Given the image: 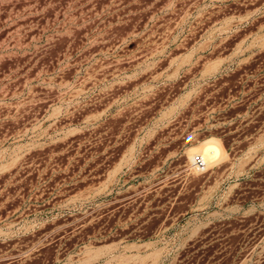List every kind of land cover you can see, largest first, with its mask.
<instances>
[{
  "label": "rangeland",
  "instance_id": "rangeland-1",
  "mask_svg": "<svg viewBox=\"0 0 264 264\" xmlns=\"http://www.w3.org/2000/svg\"><path fill=\"white\" fill-rule=\"evenodd\" d=\"M174 1L0 0V264H264L263 150L245 158V165L259 164L256 181L239 184L246 173H236L234 182L215 188V172H183L185 157L163 164L166 150L153 141L94 139L92 129L71 126V114L58 119L70 123L62 140L14 139L13 90L21 88L25 103L46 60L58 65L67 52L75 59L82 24L140 25L171 11ZM240 1L246 21L261 7L256 22L263 25L264 0ZM246 56L230 65L227 78L241 89L226 93L243 102L229 110L243 112L242 123L264 118V44ZM52 81L60 97L61 77ZM26 107L21 124L29 121ZM119 112L139 118V103ZM103 121L101 132L119 136L116 120ZM229 141L253 152V138L231 133Z\"/></svg>",
  "mask_w": 264,
  "mask_h": 264
},
{
  "label": "crops",
  "instance_id": "crops-1",
  "mask_svg": "<svg viewBox=\"0 0 264 264\" xmlns=\"http://www.w3.org/2000/svg\"><path fill=\"white\" fill-rule=\"evenodd\" d=\"M233 1L236 4L229 0H175L171 11L119 29L110 24H82L86 31L77 35L75 59L67 52L58 65L54 66L52 59L46 60L44 68L34 74L42 79L30 83L25 103L21 88L13 90L14 129L18 127L14 139L62 140L68 135L70 123H59L58 119L71 114L77 117L71 126L92 129L94 139L118 137L140 145L153 141L154 147L166 150L162 153L163 164L170 158L185 157L183 166L179 164L184 172L193 167V156L197 154L190 150L214 138L226 152L224 160L203 170L218 174L214 187L224 188L234 182L236 173H246L240 181L236 179L239 184L254 181L259 164L245 165V158L261 157L264 152V118L242 123L243 112L229 116L230 109L244 104L238 97L227 100L226 93L231 88L241 89L228 86L230 65L243 63L250 50L254 53L260 49L264 24L256 22L262 12L260 6L253 9L252 20L246 21L244 10L239 9L243 1ZM253 24L255 29L246 33ZM58 75L60 97L52 84L53 76ZM256 89L251 86L248 91ZM136 103L139 118L118 117L120 110L133 108ZM25 107L29 121L21 124ZM187 108L188 116L183 115ZM105 119L121 125L119 136L101 132ZM251 122L254 126L248 130ZM132 125L137 129L130 136ZM231 133L253 138V152L230 142ZM229 159L235 160L233 165Z\"/></svg>",
  "mask_w": 264,
  "mask_h": 264
},
{
  "label": "bare ground",
  "instance_id": "bare-ground-1",
  "mask_svg": "<svg viewBox=\"0 0 264 264\" xmlns=\"http://www.w3.org/2000/svg\"><path fill=\"white\" fill-rule=\"evenodd\" d=\"M202 144H201V147H202ZM200 148L191 149L190 150L191 154H193L196 151L203 152L206 163H207V167H211L212 165L216 164L220 160L222 159L224 160V158H226L225 149L220 144V141L215 140L214 138L212 140H209L208 142L206 141L203 147L201 149Z\"/></svg>",
  "mask_w": 264,
  "mask_h": 264
},
{
  "label": "built area",
  "instance_id": "built-area-1",
  "mask_svg": "<svg viewBox=\"0 0 264 264\" xmlns=\"http://www.w3.org/2000/svg\"><path fill=\"white\" fill-rule=\"evenodd\" d=\"M192 163H193V167L196 170H199V171L205 170L206 167H207V163H206V160H205L203 152H198L197 154H195L193 156Z\"/></svg>",
  "mask_w": 264,
  "mask_h": 264
}]
</instances>
